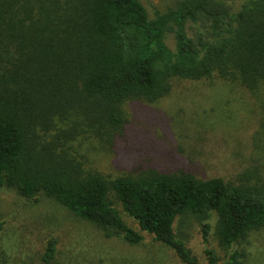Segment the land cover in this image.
<instances>
[{
	"label": "trees",
	"instance_id": "16d2710c",
	"mask_svg": "<svg viewBox=\"0 0 264 264\" xmlns=\"http://www.w3.org/2000/svg\"><path fill=\"white\" fill-rule=\"evenodd\" d=\"M214 78L262 100L261 146L264 0H245L238 11L222 0H181L153 18L141 0H0V188L35 202L44 195L131 245L149 234L181 264H202L176 232L177 217L216 213L226 250L264 228V145L234 180L154 168L112 176L82 150L88 142L113 147L127 102H155L175 79ZM210 232L204 223L207 245ZM56 251L57 238L47 239L43 262ZM204 255L205 264H241L245 253L221 260L206 246Z\"/></svg>",
	"mask_w": 264,
	"mask_h": 264
},
{
	"label": "rangeland",
	"instance_id": "374dc122",
	"mask_svg": "<svg viewBox=\"0 0 264 264\" xmlns=\"http://www.w3.org/2000/svg\"><path fill=\"white\" fill-rule=\"evenodd\" d=\"M179 1L141 0L151 18L175 8ZM244 1L222 0L234 11ZM197 26L189 21L188 33L195 35ZM166 42L175 48L172 32ZM173 83V90L155 102L126 103L128 120L112 148L107 150L99 142L85 143L82 152L90 156L94 167L112 176L154 168L234 180L255 163L264 145L263 139L258 147V139L255 141L262 117L261 99L244 86L220 78L175 79ZM0 220L5 222L0 231L4 264H45L44 247L51 237L57 238V251L48 264H181L167 246L153 241L149 234L142 243L131 245L121 237H108L44 195L35 202L12 187L0 188ZM206 222L211 224L209 245L201 235ZM217 224L216 213L203 217L188 214L177 217L175 230L202 264L206 263V246L221 260L239 249L245 253L241 264H264V228L226 250L218 244Z\"/></svg>",
	"mask_w": 264,
	"mask_h": 264
}]
</instances>
